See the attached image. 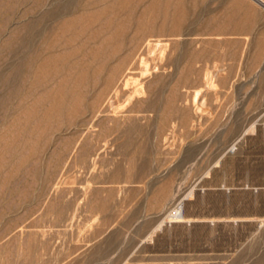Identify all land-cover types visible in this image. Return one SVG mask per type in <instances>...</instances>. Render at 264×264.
Masks as SVG:
<instances>
[{
  "label": "rangeland",
  "instance_id": "1",
  "mask_svg": "<svg viewBox=\"0 0 264 264\" xmlns=\"http://www.w3.org/2000/svg\"><path fill=\"white\" fill-rule=\"evenodd\" d=\"M0 264H264V5L0 0Z\"/></svg>",
  "mask_w": 264,
  "mask_h": 264
},
{
  "label": "bare ground",
  "instance_id": "2",
  "mask_svg": "<svg viewBox=\"0 0 264 264\" xmlns=\"http://www.w3.org/2000/svg\"><path fill=\"white\" fill-rule=\"evenodd\" d=\"M256 1H258L259 3L264 5V1L263 0H256Z\"/></svg>",
  "mask_w": 264,
  "mask_h": 264
}]
</instances>
